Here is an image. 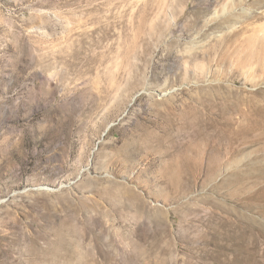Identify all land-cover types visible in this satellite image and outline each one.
<instances>
[{
    "label": "rangeland",
    "instance_id": "1",
    "mask_svg": "<svg viewBox=\"0 0 264 264\" xmlns=\"http://www.w3.org/2000/svg\"><path fill=\"white\" fill-rule=\"evenodd\" d=\"M225 2L0 0V264H264V117L230 112L264 75L218 42L261 10Z\"/></svg>",
    "mask_w": 264,
    "mask_h": 264
},
{
    "label": "bare ground",
    "instance_id": "2",
    "mask_svg": "<svg viewBox=\"0 0 264 264\" xmlns=\"http://www.w3.org/2000/svg\"><path fill=\"white\" fill-rule=\"evenodd\" d=\"M248 2H252V0H226L225 4L220 9V12H222V13L228 12L229 13L231 10L233 11V9H237L239 7H242V6L245 7V5L248 4ZM252 4L255 7H257L258 10H261V11L260 12L257 11L252 15H250V14L248 15L245 12L240 13L238 18L244 20L241 22H244V24H247V23H249V24H247L246 27L243 26V24H242L241 27H239L237 29L235 28L236 30H233L229 33L223 34L220 39L218 38L219 39L218 42H220L224 45H227V44L229 45L230 43L233 42V40L235 38L242 35V33H244L246 30L250 33L245 40L246 44H244V45H246L245 48L248 51L247 55H248V61H249V63H247L248 68H247V71L245 73L247 74V79H248L247 81H252V83H253V82H255L253 80H255L257 78L260 79L264 75V0H254V2ZM240 37H238V38H240ZM215 41H217V40H215ZM240 41H241V39H240ZM242 42H243V40H242ZM240 46H242V45H240ZM234 49H236V47ZM240 49H242V48H240ZM230 112L238 113L240 117L247 118L248 123L246 125H249V126L247 128H245V130L246 129H254L252 122L255 119L258 120L259 118L264 117V104L263 105L246 104V109H242L241 107H238L236 105V106H233V109ZM228 115L229 114L226 111H224V116L226 117V122L224 123V127L227 129L226 131L229 132V134L231 135L232 140L235 141L238 139L237 137L246 135L247 133L245 132V130L243 128H240L239 130L233 128L234 127L233 119L228 117ZM230 115H231V113H230ZM233 163H232V165H233Z\"/></svg>",
    "mask_w": 264,
    "mask_h": 264
}]
</instances>
